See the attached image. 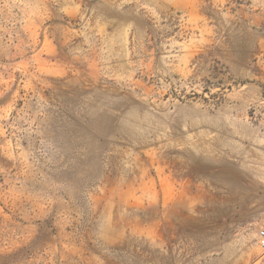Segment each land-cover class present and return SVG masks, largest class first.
Segmentation results:
<instances>
[{
	"label": "rangeland",
	"instance_id": "rangeland-1",
	"mask_svg": "<svg viewBox=\"0 0 264 264\" xmlns=\"http://www.w3.org/2000/svg\"><path fill=\"white\" fill-rule=\"evenodd\" d=\"M264 0H0V264H264Z\"/></svg>",
	"mask_w": 264,
	"mask_h": 264
},
{
	"label": "built area",
	"instance_id": "built-area-1",
	"mask_svg": "<svg viewBox=\"0 0 264 264\" xmlns=\"http://www.w3.org/2000/svg\"><path fill=\"white\" fill-rule=\"evenodd\" d=\"M258 240L261 246H264V230L259 231Z\"/></svg>",
	"mask_w": 264,
	"mask_h": 264
}]
</instances>
